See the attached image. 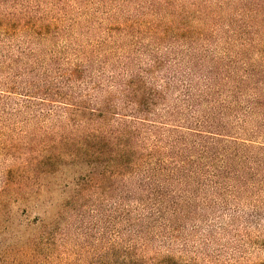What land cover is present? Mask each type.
Segmentation results:
<instances>
[{
  "label": "trees",
  "instance_id": "1",
  "mask_svg": "<svg viewBox=\"0 0 264 264\" xmlns=\"http://www.w3.org/2000/svg\"><path fill=\"white\" fill-rule=\"evenodd\" d=\"M0 42L1 66L30 75L0 97L50 121L7 136L17 161L0 208L33 207L67 178L32 224L51 233L98 197L111 203V264H202L179 242L189 199L231 167L229 145L257 148L203 104L220 80L264 108V0H0Z\"/></svg>",
  "mask_w": 264,
  "mask_h": 264
},
{
  "label": "rangeland",
  "instance_id": "2",
  "mask_svg": "<svg viewBox=\"0 0 264 264\" xmlns=\"http://www.w3.org/2000/svg\"><path fill=\"white\" fill-rule=\"evenodd\" d=\"M1 61L0 54V84L15 81L21 85L29 79L26 72L15 77ZM34 76L39 78L38 73ZM215 86L203 110L216 106L220 121L240 137L252 136L257 148H226L231 167L218 171L210 181L203 179L207 184L193 192L189 199L191 218L179 233V242L186 245V258L198 254L202 264H256L264 261V108L251 105L250 95L242 90L233 92L220 80ZM178 96L179 91H172L170 101L174 103ZM17 99L15 105V100L10 103L0 97V189L7 170L17 161L4 146L7 136L22 132L34 135L50 122L38 108L27 110L20 105L22 98ZM17 106L19 110L10 113ZM58 181L61 187L33 207L12 203L0 208V264H111L110 201L96 197L83 207L78 220L61 223L51 233L32 224L44 212L50 214L49 197L59 198L67 178ZM47 237L57 242L45 258L38 249ZM150 243L152 249L164 248L155 234H151ZM21 245L31 246L33 251L19 250ZM175 247L179 248L176 243Z\"/></svg>",
  "mask_w": 264,
  "mask_h": 264
}]
</instances>
